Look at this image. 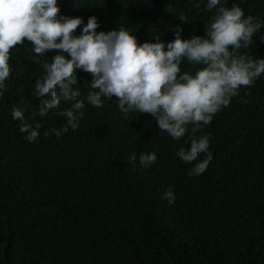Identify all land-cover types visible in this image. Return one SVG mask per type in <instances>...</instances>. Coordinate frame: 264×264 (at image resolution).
Masks as SVG:
<instances>
[{
  "label": "trees",
  "instance_id": "trees-1",
  "mask_svg": "<svg viewBox=\"0 0 264 264\" xmlns=\"http://www.w3.org/2000/svg\"><path fill=\"white\" fill-rule=\"evenodd\" d=\"M59 2L85 25L96 16L98 32L123 26L141 44L156 35L170 42L177 26L184 39L203 36L213 15L206 0ZM240 3L246 16L264 22V0ZM181 12L191 23L180 22ZM261 36L264 28L253 37L254 58H264ZM30 47L25 41L11 50L12 72L0 96V264H264V74L205 127L213 160L203 174L189 176L193 165L176 155L189 146L187 135L173 140L150 114L125 119L116 97L102 98V108L85 101L77 130L28 142L11 110L27 107V117L40 104L32 90L45 73ZM199 67L181 64L190 73ZM77 77L86 97L82 85L92 75L77 70ZM146 152L158 157L147 170L139 162ZM132 153L134 166L127 162ZM169 187L173 205L162 198Z\"/></svg>",
  "mask_w": 264,
  "mask_h": 264
},
{
  "label": "clouds",
  "instance_id": "clouds-1",
  "mask_svg": "<svg viewBox=\"0 0 264 264\" xmlns=\"http://www.w3.org/2000/svg\"><path fill=\"white\" fill-rule=\"evenodd\" d=\"M203 7L213 14L205 35L184 39L183 29L177 26L172 41L165 43L156 35L155 42L141 44L123 26L98 32L96 16L89 17L85 25L82 17L64 12L59 0H0V96L12 72L11 50L30 42L26 51L34 54L31 60L45 73L32 90L33 97L41 98L40 104L27 117V107L13 105L11 110L28 142H35L40 134L60 137L69 129L77 130L85 115V101L102 108V98L116 97L125 119L130 112L150 114L159 131L173 140L187 135L184 144L189 146H181L176 155L193 165L189 176H199L213 160L205 127L231 104L241 87L250 88L264 74V58H254L250 52L253 37L264 28V22L246 16L240 0H206ZM178 19L182 24L191 23L183 12ZM81 25V34L74 35ZM260 40L264 42V36ZM45 55L47 60L39 59ZM185 60L200 67L194 73L182 71ZM77 70L92 75L91 81L82 85L88 89L83 98L76 87ZM49 113L45 122L36 120ZM62 117L66 123L61 127L57 121ZM157 159L155 152L139 156L146 170ZM136 161L137 155L132 153L127 162L134 166ZM162 198L169 205L176 202L171 187Z\"/></svg>",
  "mask_w": 264,
  "mask_h": 264
}]
</instances>
